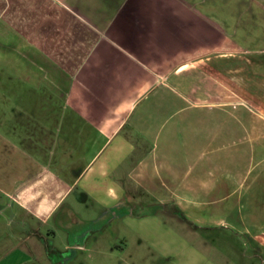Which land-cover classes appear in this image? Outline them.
Returning a JSON list of instances; mask_svg holds the SVG:
<instances>
[{
  "label": "crops",
  "instance_id": "crops-1",
  "mask_svg": "<svg viewBox=\"0 0 264 264\" xmlns=\"http://www.w3.org/2000/svg\"><path fill=\"white\" fill-rule=\"evenodd\" d=\"M137 205L264 253V0H0V264Z\"/></svg>",
  "mask_w": 264,
  "mask_h": 264
},
{
  "label": "rangeland",
  "instance_id": "rangeland-1",
  "mask_svg": "<svg viewBox=\"0 0 264 264\" xmlns=\"http://www.w3.org/2000/svg\"><path fill=\"white\" fill-rule=\"evenodd\" d=\"M139 206L135 207L134 221L121 219L110 227L105 226L97 242L101 253L94 252L80 261L84 264H264V253L258 257L246 252L248 245H243L235 235H223L221 229L214 236L206 235L207 229L202 228L200 234L208 240L205 242L198 233L170 218H144L153 207ZM68 264L78 262L71 260Z\"/></svg>",
  "mask_w": 264,
  "mask_h": 264
},
{
  "label": "trees",
  "instance_id": "trees-1",
  "mask_svg": "<svg viewBox=\"0 0 264 264\" xmlns=\"http://www.w3.org/2000/svg\"><path fill=\"white\" fill-rule=\"evenodd\" d=\"M49 246H50V245H47V244H46V247H45V248H46L47 252H48L49 250H51V247H49Z\"/></svg>",
  "mask_w": 264,
  "mask_h": 264
}]
</instances>
